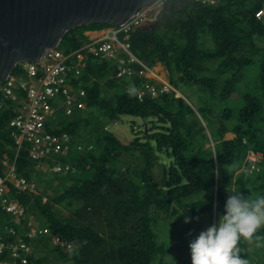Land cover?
<instances>
[{
  "label": "trees",
  "instance_id": "obj_1",
  "mask_svg": "<svg viewBox=\"0 0 264 264\" xmlns=\"http://www.w3.org/2000/svg\"><path fill=\"white\" fill-rule=\"evenodd\" d=\"M259 9H264V0H224L215 6L166 0L154 22L128 32L131 54L147 66L160 63L168 83L188 99L195 91L197 102L205 95L219 101L236 90V82L247 83L235 116L230 108L212 111L198 103L199 115L203 120L209 118V138L191 107L172 90L139 99L136 92L129 94V88L143 87L145 80L138 70L115 79L111 61L92 56L84 60L79 73L70 79L75 89L85 92L84 108L59 120L60 128L53 131H65L80 140L78 129L86 125L93 138L72 158L74 173L42 175L45 183L62 180L59 189L28 194L12 188L17 208L31 206L39 226L48 231L27 239L28 243L58 236L63 245L52 243L48 248L57 259L71 264H169L165 244L153 227L161 217L179 211L193 218L205 214L208 219L215 202L219 206L216 222L223 214L227 191L264 195V19L253 15ZM102 27L108 25L75 27L58 46L67 54L83 45V30ZM207 37L211 49L206 46ZM253 77L255 82H249ZM219 80L222 85L214 91ZM4 103L6 107L0 108V157L4 154L13 161L25 179H35L41 173L27 159L26 150L21 147L15 155L16 145L7 126L11 108ZM122 116L130 117L131 123L139 120L129 141L105 128ZM226 130L234 134L232 139L222 138ZM209 141L213 142L211 149L204 147ZM249 152L260 154L250 172L245 159ZM59 205L70 213L57 214ZM263 239L264 227L251 243L241 239V255L249 264H264L256 252L262 248H253L254 241ZM65 242L70 244L67 248ZM74 244L81 246L70 255ZM37 255L32 249L31 263L45 264Z\"/></svg>",
  "mask_w": 264,
  "mask_h": 264
},
{
  "label": "built area",
  "instance_id": "obj_2",
  "mask_svg": "<svg viewBox=\"0 0 264 264\" xmlns=\"http://www.w3.org/2000/svg\"><path fill=\"white\" fill-rule=\"evenodd\" d=\"M166 0H154L139 8L124 26H108L104 29L109 35L96 42H85L79 49L63 53L59 48L46 50L37 62H21L17 71L11 73L0 84V108H11L12 116L7 121L11 127L9 136L15 143V155L23 147L26 157L34 163L35 170L43 168L51 174L74 173L72 158L82 150L83 144L74 134L65 131L54 132L60 128L59 120L68 118L74 110L83 109L85 92L74 88L71 76L79 73L88 56L111 61L115 64L112 77L117 79L130 76L135 70L145 76L148 70L144 63L136 59L129 51L128 32L143 23L151 22L157 16ZM204 6H215L224 0H191ZM256 19H264V9L254 12ZM145 80V79H144ZM143 87L136 91L137 98L146 94L154 97L162 91L173 88L169 83L162 82L155 86L145 80ZM259 153H247V171L254 169ZM0 264H32L30 261L32 240L38 235L47 234V229L30 226L27 222L20 231L12 225L14 215H22L24 209L17 208L12 195V188L19 193H35L33 179H25L3 154L0 157ZM54 243L62 246L57 237L51 238ZM70 244L65 242L67 248Z\"/></svg>",
  "mask_w": 264,
  "mask_h": 264
},
{
  "label": "water",
  "instance_id": "obj_3",
  "mask_svg": "<svg viewBox=\"0 0 264 264\" xmlns=\"http://www.w3.org/2000/svg\"><path fill=\"white\" fill-rule=\"evenodd\" d=\"M153 1L0 0V84L17 64L37 62L58 47L67 31L92 23L124 26Z\"/></svg>",
  "mask_w": 264,
  "mask_h": 264
},
{
  "label": "rangeland",
  "instance_id": "obj_4",
  "mask_svg": "<svg viewBox=\"0 0 264 264\" xmlns=\"http://www.w3.org/2000/svg\"><path fill=\"white\" fill-rule=\"evenodd\" d=\"M148 24L149 23H145L143 25H148ZM206 46L208 49H211L213 47L212 42L209 38L206 42ZM261 58L263 59L264 56H262ZM249 82H255V78L254 77L250 78ZM246 84L247 83L245 81H241V80L239 82H236L234 85V87H236V90L232 91L227 98H224L222 100L217 101L205 95V97L202 98L200 102L199 101L197 102L195 91H194V94L191 95L192 99L190 98L188 99L183 96V93L181 92L179 88H177L176 85L174 86L169 83V85L174 89L173 90L174 96L181 97L183 102L185 104H188L189 107H191L193 113L198 118V121L203 126L202 132L205 134L206 138L210 137V133H209L210 127L207 126V123L209 122V118H206V120H203V118L199 115L198 113L199 104H201V106L202 105L206 106L212 111H220L222 108L227 107V108H230V110L232 111V115L235 116L236 113H238V109L242 106V102H240L241 101L240 96H241V93L245 92L244 89L247 88ZM221 85H222L221 80H219L217 84H214V89H215L214 91L220 88ZM169 90L171 89L169 88ZM106 95H108V92L104 93L103 96H106ZM261 104L264 107V96L262 98ZM136 121L138 124L131 123L130 117L122 116L119 120L113 121L110 124L105 125V128L119 135L120 139L124 141H129L132 137V132L134 134L135 133L134 131L137 130L138 128L137 126H139V120H136ZM226 133H230V134L226 135ZM77 135L79 136L80 141L84 145L83 150H85V147L86 146L88 147V145H86V141L91 140L93 138L91 135V130L89 126H86V125L81 126L80 129H78ZM233 136L234 134L230 130H226L223 133L222 137L224 139H232ZM212 146H213V142L209 141V142L204 143V147H209L211 149ZM36 172L41 173V174L35 175L34 176L35 179L33 178V180L35 181L36 188H37L35 193L39 192L40 190L48 191L49 193H52L54 190L59 189L63 184L62 180L58 181L54 179H51L49 183H45L42 175L44 176V175H55V174L48 173L43 168L37 169ZM215 174L216 173L214 172V177H215ZM200 196L202 197L203 194ZM41 200L44 201L45 196H42ZM224 204L225 202L222 204V206H224ZM218 207L219 206H217V204L213 202L212 210H211V213L208 219H206V216L204 214L200 216L198 220L192 219L189 223H184L185 216L187 215L178 211L170 215V217L163 216L154 223L153 227H154V231L157 234L156 235L157 238L160 241H163L165 244V259L169 264H190V260H189L190 251L188 247L189 242L200 233V232L199 233L197 232L198 229H201L203 231L209 225L215 223V212L217 211ZM23 209L24 211L22 215H19V216L14 215L12 217L15 220L14 224L16 225V227L23 228L25 227L27 222L29 223L30 226L32 225L39 226V223L37 222V219H36L38 218V216L32 212V207L27 205ZM55 211L57 214H60L61 216H64L70 213L69 210L65 209L63 206H60V205L59 207H55ZM36 241L31 244V249H34L35 251H37L38 253L37 256L42 257V260L45 264H71L69 260L57 259L54 256L55 254L50 251V248L48 247L50 244L54 243L52 239L50 241V239L45 240V238L40 237V239ZM252 241L250 242L248 241L247 243H251ZM258 247L262 249H261V252L256 251L257 256H260L259 259H264V239L261 242L260 241L253 242V248H258ZM256 264H258V262Z\"/></svg>",
  "mask_w": 264,
  "mask_h": 264
},
{
  "label": "clouds",
  "instance_id": "obj_5",
  "mask_svg": "<svg viewBox=\"0 0 264 264\" xmlns=\"http://www.w3.org/2000/svg\"><path fill=\"white\" fill-rule=\"evenodd\" d=\"M136 91L132 87L129 94H135ZM227 192L230 194L226 198L223 214L189 242L191 264H249L241 255L243 250L239 243L241 239L252 241L258 230L264 227V195ZM192 219L198 220L199 217L185 216L184 223ZM80 246H70V255Z\"/></svg>",
  "mask_w": 264,
  "mask_h": 264
},
{
  "label": "crops",
  "instance_id": "obj_6",
  "mask_svg": "<svg viewBox=\"0 0 264 264\" xmlns=\"http://www.w3.org/2000/svg\"><path fill=\"white\" fill-rule=\"evenodd\" d=\"M146 23H148V22H146ZM82 33L86 37V39L83 42V44L85 42H96V41H98L100 39H103L105 36L107 37V35H109V31L104 29V27L99 28V29L83 30ZM57 48H59L61 51L63 50L59 46ZM75 50H77V49H75ZM75 50H73V51H75ZM73 51H71V52H73ZM145 66L148 69L145 72V76H143V78L145 80H148L149 82L151 81V83H153L155 86H157V84H159V83L161 84L162 82L168 83L166 78L163 76L164 69H163V67H162V65L160 63H154V64H152L150 66H147L145 64Z\"/></svg>",
  "mask_w": 264,
  "mask_h": 264
},
{
  "label": "flooded vegetation",
  "instance_id": "obj_7",
  "mask_svg": "<svg viewBox=\"0 0 264 264\" xmlns=\"http://www.w3.org/2000/svg\"><path fill=\"white\" fill-rule=\"evenodd\" d=\"M155 20H156V17H155V19L153 20V22H154ZM151 22H152V21H151ZM148 23H150V22H148ZM143 24H144V23H143ZM143 24H142V25H143ZM222 138H223V137H222Z\"/></svg>",
  "mask_w": 264,
  "mask_h": 264
}]
</instances>
